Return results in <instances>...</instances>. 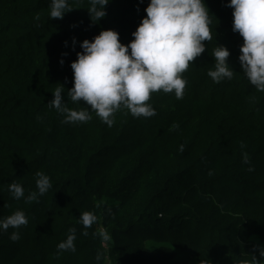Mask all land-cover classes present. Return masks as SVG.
<instances>
[{"label": "trees", "instance_id": "1", "mask_svg": "<svg viewBox=\"0 0 264 264\" xmlns=\"http://www.w3.org/2000/svg\"><path fill=\"white\" fill-rule=\"evenodd\" d=\"M51 3L0 0V219L17 210L28 218L26 226L0 231V264L264 261V92L243 74L244 40L233 31L230 0H206L212 39L183 73V98L155 92V116L121 109L111 127L95 112L86 123H63L49 103L62 84L70 109L91 110L67 95L82 42L115 30L129 44L150 0H111L98 23L89 0H69L73 10L62 20L51 19ZM217 44L230 50L236 72L220 83L207 74ZM41 171L52 183L46 194L12 196L11 182L25 197L37 191ZM85 211L99 218L87 229L79 222ZM73 227L76 251L58 254ZM13 231L19 240L10 239Z\"/></svg>", "mask_w": 264, "mask_h": 264}, {"label": "clouds", "instance_id": "2", "mask_svg": "<svg viewBox=\"0 0 264 264\" xmlns=\"http://www.w3.org/2000/svg\"><path fill=\"white\" fill-rule=\"evenodd\" d=\"M111 0H89L87 10L93 22L106 17V6ZM234 9L233 31L244 40L239 60L243 74L258 91L264 92V0H230L227 5ZM73 10L69 0H52L51 19H63ZM147 16L135 32L134 39L127 45L121 43L120 35L115 30H102L92 41L84 40L83 52L77 53L78 59L71 64L74 71V87L67 90L71 102L83 100L91 106L70 109L64 101L65 87H57L49 105L64 116L63 123H86L95 112L109 127L115 124V114L127 109L134 117L150 118L156 111L149 103L155 92L173 93L182 99L188 83L183 73L193 61L206 51L205 41L212 39L210 30L211 13L206 0H150L145 9ZM230 50L223 45L214 49V69L208 76L216 83L231 80L236 73L229 64ZM173 127H177L174 125ZM243 147V144H242ZM184 146H180L183 152ZM243 160L249 164V171L254 167L248 153ZM37 191L25 197L24 187L16 182L9 184V190L15 199L37 200L52 187L50 177L44 172L36 173ZM93 211H85L79 222L85 229L98 222ZM28 224V218L21 210L0 219V231L10 227L19 229ZM77 229H69L66 240L57 246L58 254L62 251H76L74 241ZM87 231L83 235H87ZM103 240H110L105 230L97 233ZM12 241L20 239L19 231L10 235ZM264 257V247L259 249ZM98 253L96 259L99 261ZM251 261L241 264H264L254 256ZM208 264V261H202Z\"/></svg>", "mask_w": 264, "mask_h": 264}]
</instances>
